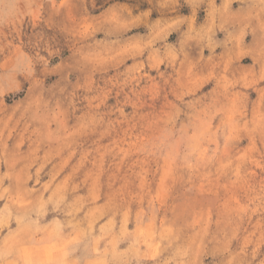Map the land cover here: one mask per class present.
Instances as JSON below:
<instances>
[{
	"label": "clouds",
	"instance_id": "obj_1",
	"mask_svg": "<svg viewBox=\"0 0 264 264\" xmlns=\"http://www.w3.org/2000/svg\"><path fill=\"white\" fill-rule=\"evenodd\" d=\"M0 264H264V0H0Z\"/></svg>",
	"mask_w": 264,
	"mask_h": 264
}]
</instances>
